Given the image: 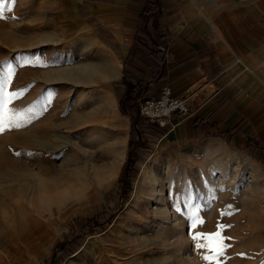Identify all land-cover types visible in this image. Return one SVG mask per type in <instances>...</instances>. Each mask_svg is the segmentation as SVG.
Instances as JSON below:
<instances>
[{
	"label": "rangeland",
	"instance_id": "rangeland-1",
	"mask_svg": "<svg viewBox=\"0 0 264 264\" xmlns=\"http://www.w3.org/2000/svg\"><path fill=\"white\" fill-rule=\"evenodd\" d=\"M235 1L172 0L170 7L175 11L185 3L196 11V23L207 26L213 21L208 13L222 24L226 3ZM245 1L234 10L245 11L248 21L260 18L264 32V0ZM62 3L0 0V78L11 67L5 93L15 94L7 97L5 110L8 115L15 110L12 119L20 125L0 132V264H264L258 167L245 161L228 168L200 164L195 172L186 162L177 176L166 167L154 169L156 142L140 136L152 124L138 111L130 114L126 153L122 144L116 172L106 175L123 135L120 114L96 111L84 98L99 97L102 87L88 77L94 62L73 55L87 44L71 48L59 38L61 14L49 8ZM4 99L0 96V104ZM146 163L152 172L147 176L141 174ZM169 203L175 215L170 221L153 210ZM182 228L187 234L178 244L173 239ZM216 231L225 247L206 261L212 253L200 245L207 241L193 237Z\"/></svg>",
	"mask_w": 264,
	"mask_h": 264
},
{
	"label": "crops",
	"instance_id": "crops-1",
	"mask_svg": "<svg viewBox=\"0 0 264 264\" xmlns=\"http://www.w3.org/2000/svg\"><path fill=\"white\" fill-rule=\"evenodd\" d=\"M61 1V7L49 8L61 14L56 25L59 38L69 41L71 48L74 43L87 44L75 48L86 50L75 58L84 56L87 62H94L95 72L88 77L97 81L94 87H102V91L99 97L84 98L97 101H89L98 108L96 111L104 108L110 115L120 114L123 135L114 149L121 151L122 158V144L126 153L130 137L131 115L119 113V101L126 82L136 83L143 78L149 90L141 98L156 97L165 84L174 95L190 98L188 115H173L164 128L154 124L143 128L140 136L147 137L149 144L156 142L154 169L163 171L166 167L170 175L177 176L186 162L196 172L200 164L208 169L216 165L228 168L245 161L249 168L258 167L256 182L261 181L264 188V32L260 18L248 21L245 11L234 10L235 6L243 8L245 0L226 3L222 24L221 18L215 23V15L208 13L204 18L213 21L207 26L196 23V11L192 12L185 3L174 11L170 7L172 0H165L164 6L160 0V24L155 30L149 19L145 33L137 30V15L145 0ZM68 23L71 28L60 30V25ZM136 35L142 40L137 50ZM149 49L158 50L157 57L148 55ZM133 51V65L126 67ZM136 66L151 76H144ZM125 68L128 73L124 75ZM116 81L119 83L108 88ZM119 162L113 156L106 169L108 177L111 171L116 172ZM142 168L141 174H152L151 163ZM172 188L178 191L183 185Z\"/></svg>",
	"mask_w": 264,
	"mask_h": 264
},
{
	"label": "trees",
	"instance_id": "trees-1",
	"mask_svg": "<svg viewBox=\"0 0 264 264\" xmlns=\"http://www.w3.org/2000/svg\"><path fill=\"white\" fill-rule=\"evenodd\" d=\"M161 2L160 0H145L142 11L137 15L138 18V32L145 33V25H147L149 19H151V24L153 29L157 30L160 24V18L162 17V10L160 8ZM142 40L136 35L134 42V49L137 50L138 42ZM151 57H157L158 50L149 49L147 52ZM130 58L126 60L125 66L133 65L132 60L135 56V51L131 52ZM142 59V58H140ZM138 67V66H136ZM138 69L144 72V76H151L142 70L140 67ZM127 68H125L124 75L127 74ZM127 76V75H126ZM143 78L137 81L136 83H132L130 81L126 82V90L124 95L121 97L119 101L120 109L123 112L129 113L133 115L134 113L138 114V110L136 109V103L139 98L144 96L146 92L149 90L148 86L143 85ZM133 118V117H132ZM134 125V121L132 120V127ZM131 143V140H130Z\"/></svg>",
	"mask_w": 264,
	"mask_h": 264
},
{
	"label": "built area",
	"instance_id": "built-area-1",
	"mask_svg": "<svg viewBox=\"0 0 264 264\" xmlns=\"http://www.w3.org/2000/svg\"><path fill=\"white\" fill-rule=\"evenodd\" d=\"M140 116L158 128H164L173 115L186 116L190 112V98L174 95L169 85L160 87L156 97H143L138 103Z\"/></svg>",
	"mask_w": 264,
	"mask_h": 264
},
{
	"label": "snow or ice",
	"instance_id": "snow-or-ice-1",
	"mask_svg": "<svg viewBox=\"0 0 264 264\" xmlns=\"http://www.w3.org/2000/svg\"><path fill=\"white\" fill-rule=\"evenodd\" d=\"M3 17V10L0 8V18ZM12 75L11 67H9L8 72L5 76L0 78V96H5L2 104H0V132H3L12 127H19L20 125L13 121V117L18 115L15 110H11V115H8L5 110V106L8 103V96L15 95L14 93H5V88L9 82V77ZM202 222V221H200ZM219 227V226H218ZM194 239H202L207 241V243L200 245L204 248L210 249V255L203 257L206 261H212L215 256L220 255L223 252L225 245L223 244V237L219 231L213 233H196L193 237Z\"/></svg>",
	"mask_w": 264,
	"mask_h": 264
},
{
	"label": "bare ground",
	"instance_id": "bare-ground-1",
	"mask_svg": "<svg viewBox=\"0 0 264 264\" xmlns=\"http://www.w3.org/2000/svg\"><path fill=\"white\" fill-rule=\"evenodd\" d=\"M199 1V0H198ZM200 3H203L202 1H200ZM198 5H199V3H198ZM198 7H202V6H198ZM185 9H188V8H185ZM187 12V11H186ZM189 12H190V10H189ZM185 15H187V13L185 14ZM188 16V15H187ZM186 16V17H187ZM194 20H196V19H194ZM190 23H192V22H190ZM83 52H84V49H82V48H77V49H74L73 50V55L74 56H80L81 54H83ZM90 102H93V103H95L96 104V102L97 101H93V98H91V100H90ZM99 103H100V101H99ZM114 158H115V160L117 161V162H119L120 160H121V158H122V154H121V151L120 150H118V149H114ZM120 163V162H119ZM209 177V176H208ZM224 180V178L223 177H221V179H220V181H223ZM172 183V182H171ZM167 184L169 185L170 184V181H167ZM161 189H163V188H161ZM166 189H168V187L166 188ZM159 191H161V190H159ZM159 191H157V193L159 192ZM159 196V195H158ZM195 204L196 203H192L191 205H190V208L192 209V208H194V206H195ZM153 210H156V211H158L159 212V214H160V216L162 217V218H165V219H167L168 221H170L172 218H173V216H174V218H175V215H174V212H173V205L171 204V203H169V204H165L164 206H162V208H160V207H158V206H155V207H153ZM175 220V219H174ZM171 229V228H170ZM186 229H184V228H182L181 230H178L177 232H176V234L174 235V239H173V241H177L178 242V244H181V243H183V240H184V235H186L187 233H186ZM176 237V238H175Z\"/></svg>",
	"mask_w": 264,
	"mask_h": 264
}]
</instances>
